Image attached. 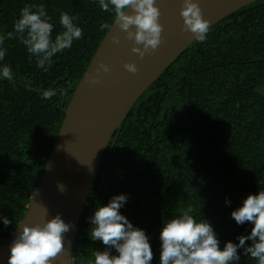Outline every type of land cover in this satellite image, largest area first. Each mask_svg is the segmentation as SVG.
Wrapping results in <instances>:
<instances>
[{
	"label": "trees",
	"instance_id": "16d2710c",
	"mask_svg": "<svg viewBox=\"0 0 264 264\" xmlns=\"http://www.w3.org/2000/svg\"><path fill=\"white\" fill-rule=\"evenodd\" d=\"M41 3L55 25L53 37L62 31L60 12L76 16L83 29L47 72L18 38H7L20 10ZM113 19L92 0H0L6 37L0 63L13 72L0 81V215L12 220L7 227L0 221V245L24 216L64 109ZM209 28L205 42L190 43L140 95L110 140L82 210L71 264H91L93 251L106 247L89 240L87 218L119 194L128 196L121 214L150 238L152 264H159L162 221L182 211L209 222L221 248L250 231V222L238 226L230 212L264 190V0ZM47 89L57 94L45 100ZM240 264L256 262L241 255Z\"/></svg>",
	"mask_w": 264,
	"mask_h": 264
},
{
	"label": "clouds",
	"instance_id": "9594fccd",
	"mask_svg": "<svg viewBox=\"0 0 264 264\" xmlns=\"http://www.w3.org/2000/svg\"><path fill=\"white\" fill-rule=\"evenodd\" d=\"M92 2L97 3L102 11L114 13L113 24L132 43L130 50L139 58L151 55L161 45V13L156 0ZM179 15L181 32H190L196 42H205L210 30L209 21L202 18L198 3L182 0ZM51 20L44 4H26L13 23V31L7 33V38L19 39L29 57L35 58L36 67L45 72L52 67L57 54L70 49L75 41L83 37V29L78 26L76 16L60 12L58 23L62 31L54 37L55 25ZM100 27L103 30L106 26ZM5 38L0 35V62L6 55L3 47ZM111 39L114 44L120 42L117 36ZM123 68L131 74L138 71L134 62L124 63ZM109 72V65L98 62L96 74L89 77V82L98 83L99 74ZM12 78L11 68L0 63V81ZM56 94V89H47L42 92V98L48 100ZM58 187L64 190L63 185ZM127 200L126 194L114 195L106 204L98 205L87 218L91 225L89 240L106 246L103 250L93 251L91 264H152L153 250L149 236L144 229L134 227L120 212ZM225 204H230L227 198ZM230 217L238 226L250 222L252 227L246 235L236 237L237 243L225 241L222 248L212 225L205 219L197 221L190 211L185 210L165 219L158 233L159 264H240L241 255L255 260L256 264H264V190L249 193L241 200L240 206L230 212ZM0 221L5 227L12 223L3 215H0ZM71 227L59 214L39 224L17 223L14 238L8 245L7 264H52L69 243L64 234Z\"/></svg>",
	"mask_w": 264,
	"mask_h": 264
},
{
	"label": "water",
	"instance_id": "95a60500",
	"mask_svg": "<svg viewBox=\"0 0 264 264\" xmlns=\"http://www.w3.org/2000/svg\"><path fill=\"white\" fill-rule=\"evenodd\" d=\"M256 0H195L209 27L226 15ZM182 0H156L161 15L162 43L151 55L139 58L131 52L132 43L113 24L93 54L64 109V118L47 158L43 173L34 189L28 208L19 221L39 224L59 214L72 227L65 235L69 243L52 264H71L72 249L82 210L92 182L110 140L115 137L129 110L159 75L194 41L190 32H181L179 9ZM119 43L114 44L112 37ZM98 62L110 67L100 73L98 83L89 82ZM134 62L135 74L123 68ZM107 159H105V163ZM58 185H63L61 191ZM15 229L0 245V264H7L8 245Z\"/></svg>",
	"mask_w": 264,
	"mask_h": 264
}]
</instances>
